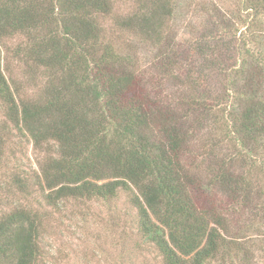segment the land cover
I'll return each mask as SVG.
<instances>
[{
	"label": "trees",
	"instance_id": "1",
	"mask_svg": "<svg viewBox=\"0 0 264 264\" xmlns=\"http://www.w3.org/2000/svg\"><path fill=\"white\" fill-rule=\"evenodd\" d=\"M119 1L0 0V165L14 132L36 147L55 142L33 177L42 209L71 199L108 202L123 190L135 209V232L163 264H207L240 252L253 261L229 210L264 216V0H239L237 24L258 40L250 45L242 35L235 48L241 60L217 61L220 71L226 68L222 93H194L191 86L177 94L185 107L152 96L106 40L103 18ZM128 1L135 11L117 16L114 25L157 45L164 63L174 49L162 33L175 16V0ZM216 34L202 35L196 45L212 66L232 45ZM15 37L27 47L25 64L40 68L38 92L24 99L3 70L2 41ZM199 106L219 115L221 134L211 136L219 149L227 140L231 151L213 150L197 131L191 116ZM26 177L13 170L0 188L29 195ZM248 201L251 213L240 206ZM43 220L38 207L19 201L0 213V264H42Z\"/></svg>",
	"mask_w": 264,
	"mask_h": 264
},
{
	"label": "rangeland",
	"instance_id": "2",
	"mask_svg": "<svg viewBox=\"0 0 264 264\" xmlns=\"http://www.w3.org/2000/svg\"><path fill=\"white\" fill-rule=\"evenodd\" d=\"M175 2V16L166 23L162 33L163 38L171 43L174 49L170 48L168 59H163L164 63L158 59L157 45L146 41L137 31H129L128 28L121 31L114 25L117 16L123 17L135 11L137 7L135 2L128 0L116 2L113 7L114 13L103 18V26L107 30L106 40L126 56L125 62L139 79L145 82L144 85L152 96L160 99H164L165 96L166 100L174 99L177 106L185 107V103L179 100V95L183 91L188 94L192 90L191 86L194 93L199 94H205L208 89L212 92L222 90L226 68L220 71L218 67L221 64L217 61L220 60L223 66H228L235 58L241 60L235 48L241 45L242 35L250 40V45L252 40L255 42L258 39L248 34L246 26L237 24L239 0H175ZM208 10L211 14L207 13ZM216 14L217 19L214 17ZM240 15H244L243 12ZM212 22H216V25ZM216 29L218 31H215ZM211 31L218 33L217 39L223 41L224 45L232 44L228 52L215 58L216 64L213 66L205 62L204 55L197 52L196 46L197 39ZM23 42L22 37L4 40L1 50L4 57V73L13 82L17 96L24 99L38 92L35 82L39 80L37 76L40 75V68L34 67L31 63L25 64L22 60L24 55L22 48H27ZM257 48L255 45L252 49L255 51ZM241 50L242 55L243 49ZM199 107L198 112L191 116L193 121L195 118L198 119L197 131L201 132V136L205 137L213 150L231 151L227 140L219 149L221 146H217V141L212 138L214 134L215 137L221 134L220 126L216 124V120L220 121L219 115L213 109L207 111ZM2 109L3 105L0 103V121L3 119ZM216 116L218 117L215 118ZM14 134L7 139L2 149L0 187L9 182V172L14 170L15 173L27 175L28 192L31 194L15 193L14 189H12L14 193L10 191L4 193L0 188V213L10 209L16 201L34 208L38 207L39 212L44 215L41 245L46 256L42 264H163L155 247L144 242L135 232V209L130 204L126 191L121 190L108 202L99 199H71L60 203L58 205L60 209L54 206L42 209L43 194L37 188L38 182L33 177L37 175L40 164L45 161L47 155H51L52 150L56 148V144L50 142L49 146L36 147L27 136L18 134L17 137ZM207 137L212 141L206 139ZM237 161L238 166H244L241 158ZM254 174L259 175L257 172ZM242 204L240 206L248 207L247 210L251 213L253 204L249 201ZM229 213L234 221L240 223L236 228H239L241 240L244 241L243 249L250 257L252 256L253 261L245 262L240 252L232 253L231 256H221L207 264H264L262 213L248 214L242 212L240 208L229 210Z\"/></svg>",
	"mask_w": 264,
	"mask_h": 264
}]
</instances>
